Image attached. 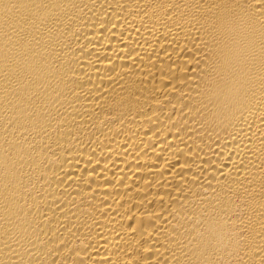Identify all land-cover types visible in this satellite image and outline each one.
Wrapping results in <instances>:
<instances>
[{
    "label": "bare ground",
    "instance_id": "obj_1",
    "mask_svg": "<svg viewBox=\"0 0 264 264\" xmlns=\"http://www.w3.org/2000/svg\"><path fill=\"white\" fill-rule=\"evenodd\" d=\"M0 264H264V0H0Z\"/></svg>",
    "mask_w": 264,
    "mask_h": 264
},
{
    "label": "clouds",
    "instance_id": "obj_2",
    "mask_svg": "<svg viewBox=\"0 0 264 264\" xmlns=\"http://www.w3.org/2000/svg\"><path fill=\"white\" fill-rule=\"evenodd\" d=\"M227 61L233 69V87L241 84V81L251 72L252 62L255 56L248 37L240 32L233 30L227 45ZM219 239L222 240V237Z\"/></svg>",
    "mask_w": 264,
    "mask_h": 264
}]
</instances>
